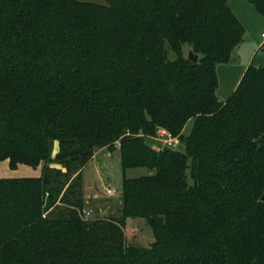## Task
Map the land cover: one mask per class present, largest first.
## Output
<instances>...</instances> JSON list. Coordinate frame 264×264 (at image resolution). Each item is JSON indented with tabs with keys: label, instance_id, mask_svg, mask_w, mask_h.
I'll use <instances>...</instances> for the list:
<instances>
[{
	"label": "trees",
	"instance_id": "16d2710c",
	"mask_svg": "<svg viewBox=\"0 0 264 264\" xmlns=\"http://www.w3.org/2000/svg\"><path fill=\"white\" fill-rule=\"evenodd\" d=\"M103 1L0 0V163L41 167L0 179V264H264V69L218 101L244 34L228 0ZM161 129L184 151L151 148ZM117 142L121 216L84 222L81 167ZM129 219L149 249L125 245Z\"/></svg>",
	"mask_w": 264,
	"mask_h": 264
},
{
	"label": "rangeland",
	"instance_id": "374dc122",
	"mask_svg": "<svg viewBox=\"0 0 264 264\" xmlns=\"http://www.w3.org/2000/svg\"><path fill=\"white\" fill-rule=\"evenodd\" d=\"M78 1V0H77ZM91 4L106 6L103 0H79ZM232 12L243 25V40L232 50L228 63L216 65L217 74L216 97L223 102L232 92L238 79L249 66L260 65L264 69V51L260 49L264 34V18L256 11L253 5L246 0H228ZM187 45L182 46V55L187 58L189 51ZM166 55L170 61L175 60L176 55L166 46ZM193 121L188 122L183 128V136H188ZM158 135V134H157ZM156 137H145V142L151 148L162 147V142ZM178 140V138H175ZM167 146V145H166ZM173 150L184 151L183 144L178 140L177 145L167 146ZM41 169V167H38ZM56 168H59L56 166ZM33 170V169H32ZM150 172L146 168H131L125 172L127 179L145 177ZM39 177V176H38ZM74 175H72V178ZM1 179V178H0ZM122 169L120 167V151L118 142L114 150L109 151L106 147L93 150V155L81 167L80 193L84 201L83 209L77 213L82 221L112 222L121 216V191H122ZM188 184L192 181L187 179ZM67 187V186H66ZM65 187V190H66ZM111 189L114 193L108 196L105 189ZM46 217V213L42 214ZM124 243L126 246L149 249L154 240L153 229L145 219L126 220L122 228Z\"/></svg>",
	"mask_w": 264,
	"mask_h": 264
},
{
	"label": "crops",
	"instance_id": "0c3cea01",
	"mask_svg": "<svg viewBox=\"0 0 264 264\" xmlns=\"http://www.w3.org/2000/svg\"><path fill=\"white\" fill-rule=\"evenodd\" d=\"M245 71H246V68L244 70V73H245ZM244 73H242V75ZM242 75L238 79V82L235 84L236 86L233 88L232 92L238 86L239 80L241 79ZM40 174H41V169H39L38 167L36 168V170H34V169L32 170L31 168H29L27 166L20 165L15 170H10L8 167L7 161L0 163V178L1 179L20 178V177L36 178V177L40 176Z\"/></svg>",
	"mask_w": 264,
	"mask_h": 264
},
{
	"label": "built area",
	"instance_id": "2783aa9c",
	"mask_svg": "<svg viewBox=\"0 0 264 264\" xmlns=\"http://www.w3.org/2000/svg\"><path fill=\"white\" fill-rule=\"evenodd\" d=\"M260 37L263 39V41H262V44H261V46H260V49L262 50V51H264V34H261L260 35ZM157 141L158 142H162V147H158V148H153L154 150H156V151H158V152H161L162 151V149L164 148V147H167V146H169V145H171V146H175V145H177V143H178V140L177 139H175V138H173L172 136H171V134H169V133H167L165 130H163V129H161V130H159V131H157ZM167 145V146H166ZM105 192H106V194L108 195V196H112V194L114 193L111 189H109V188H107V189H105Z\"/></svg>",
	"mask_w": 264,
	"mask_h": 264
},
{
	"label": "water",
	"instance_id": "95a60500",
	"mask_svg": "<svg viewBox=\"0 0 264 264\" xmlns=\"http://www.w3.org/2000/svg\"><path fill=\"white\" fill-rule=\"evenodd\" d=\"M187 55H188V56H187V59H188L190 62L192 61L193 63H197L198 60H199V58H200L199 55L193 53L192 49H190V50L188 51ZM255 67H257V65H255ZM259 200H260L262 203H264V190H263V192L261 193V197H260Z\"/></svg>",
	"mask_w": 264,
	"mask_h": 264
}]
</instances>
